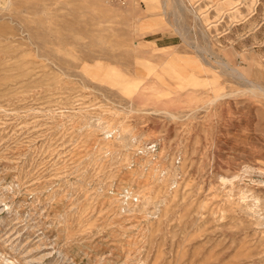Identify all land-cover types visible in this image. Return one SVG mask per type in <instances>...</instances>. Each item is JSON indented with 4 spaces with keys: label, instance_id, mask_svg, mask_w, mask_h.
<instances>
[{
    "label": "rangeland",
    "instance_id": "1",
    "mask_svg": "<svg viewBox=\"0 0 264 264\" xmlns=\"http://www.w3.org/2000/svg\"><path fill=\"white\" fill-rule=\"evenodd\" d=\"M0 264H264V0H0Z\"/></svg>",
    "mask_w": 264,
    "mask_h": 264
},
{
    "label": "bare ground",
    "instance_id": "2",
    "mask_svg": "<svg viewBox=\"0 0 264 264\" xmlns=\"http://www.w3.org/2000/svg\"><path fill=\"white\" fill-rule=\"evenodd\" d=\"M219 97V96H218ZM221 97V96H220Z\"/></svg>",
    "mask_w": 264,
    "mask_h": 264
}]
</instances>
